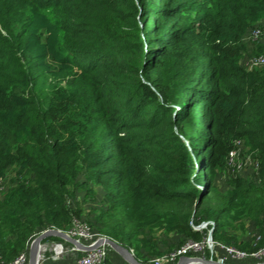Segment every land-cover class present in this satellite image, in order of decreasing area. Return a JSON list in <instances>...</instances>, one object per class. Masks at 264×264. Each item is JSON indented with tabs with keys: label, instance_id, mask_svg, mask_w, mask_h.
Here are the masks:
<instances>
[{
	"label": "trees",
	"instance_id": "trees-1",
	"mask_svg": "<svg viewBox=\"0 0 264 264\" xmlns=\"http://www.w3.org/2000/svg\"><path fill=\"white\" fill-rule=\"evenodd\" d=\"M41 11L78 69L67 88L45 87L47 46L34 30ZM261 13L264 0H0V179L12 165L33 174L0 198L1 260L27 250L42 215L67 228L80 175L108 203L97 232L142 263L161 254L164 234L200 240L191 223L206 220L213 240L227 243L229 218L252 220L260 240L234 246L260 248L264 67L246 70L239 58ZM237 140L252 146L260 184L230 174L231 188L214 194L213 176L228 172Z\"/></svg>",
	"mask_w": 264,
	"mask_h": 264
},
{
	"label": "rangeland",
	"instance_id": "rangeland-1",
	"mask_svg": "<svg viewBox=\"0 0 264 264\" xmlns=\"http://www.w3.org/2000/svg\"><path fill=\"white\" fill-rule=\"evenodd\" d=\"M38 15L39 16H37V27L35 26L34 30L37 32L40 44L43 46H47L43 62L44 70L47 75V84L45 85V87L48 90L51 87L67 88L69 83L73 82L78 72V69L77 67L73 66L71 59L67 55H65L66 53L62 52L61 54L58 50V37L54 31L55 26L53 24V18L51 13H49V11H41ZM35 20L36 18L34 19V21ZM255 27L261 28L264 31V13H261L258 17H256L254 22L246 28L242 38L248 35L250 30ZM242 38L241 40L244 48L240 53L239 65L242 68L248 70L246 65L247 60L252 56L262 54L264 52V34L261 37V40L258 41H246ZM52 43L54 44V48L53 46H51ZM63 58L64 60H62ZM27 90L28 87L24 84L14 89L13 97H15V100L18 103H21L26 97ZM25 133V131L22 132V136H25ZM240 142V144L234 143V149L238 148L237 150L239 154L234 158V162L230 164L228 172H217L213 176L212 184L217 186L216 191H214V194H225V192L229 188H231V186L228 184L230 174L233 176L238 175L259 186V161L253 155V148L250 143L246 140H242ZM32 177L33 174L29 171L21 170L15 165L10 166L5 176L0 179V198L4 197L5 194L11 188L15 187L18 182L28 180L30 181L32 180ZM79 180L81 183H84L85 186H82L75 193L73 199L70 200L67 205L73 210L74 218L76 220H81L83 222H87L89 225H93L94 227L91 226L93 228V231L97 232L95 225L96 222L94 220L95 216L97 215L100 209H106L108 207V203L105 201L104 198V190L101 186H97L91 182H87L86 178L82 175H80ZM41 213L43 214L44 212L42 211ZM41 217L42 225H40L36 229V231L28 238L26 242L27 252L34 237L38 236L42 232H45L46 230L56 228H52V226L48 223V220L45 218L44 215H42ZM262 218H264V213L262 214ZM227 224L229 226L226 228V230L229 234H232L233 240H231L230 243L225 242V240L221 241L225 244L234 246L236 242H240L242 240L246 242H251L252 245H254L256 243V239L261 237L262 231L250 219L243 218V222H237L234 221L232 218H229V220H227ZM72 227L73 222L71 220L69 221L67 228L62 231H69ZM4 228L8 227L4 226ZM152 229H155L153 235L156 237H158L159 234L162 233L161 230H157V226ZM159 239V241L161 242V254L149 257L147 256L146 258L151 260L156 257L164 256L178 249L185 241L184 238L182 239L181 236H166L165 234L163 237L159 236ZM40 243L45 244V249L39 251L38 254V256L41 257L38 260L40 264H76V256H78V254L80 253L76 254L75 251H69L72 248V245L68 242L65 243V240L61 237L48 236L46 238H43ZM53 244L55 245V247L52 246ZM131 253L133 254V251H131ZM110 261L115 264H127V262H125L114 250H111ZM28 262L29 259L27 257V259L25 260V264H28ZM105 262L103 264H105ZM143 263L151 264L150 261Z\"/></svg>",
	"mask_w": 264,
	"mask_h": 264
},
{
	"label": "built area",
	"instance_id": "built-area-1",
	"mask_svg": "<svg viewBox=\"0 0 264 264\" xmlns=\"http://www.w3.org/2000/svg\"><path fill=\"white\" fill-rule=\"evenodd\" d=\"M263 34L264 31L261 28L255 27L250 30L248 35H246L243 40L258 41L261 40ZM246 65L248 70L264 67V52L262 54L250 57L247 60ZM240 143L241 142L238 140L235 141V144ZM237 149L238 148L229 152V164L233 163L235 160L234 158L239 154ZM69 201L70 200H67L66 204H68ZM71 220L73 222V227L69 231L64 232L71 238L76 239L78 242L86 246H92L99 238L106 237L99 234L98 232H94L91 225H89L87 222L76 220L75 218H72ZM191 227L194 231L202 234V238L200 240L186 239L178 249L164 256L153 258L150 260V263L175 264L181 257L198 258L200 260L211 259L219 263L232 264L264 263V243L257 250L253 252H247L240 250L233 245L213 240L212 230L214 227V222L211 220L202 221L198 225H193L191 223ZM259 240L260 237L256 239V242ZM71 245L73 251H75L76 254L80 253L78 256H76V264H103L109 258V256H111V250H113L107 244H102L92 250H83L73 244ZM27 257L28 254L26 250L20 253L9 263H4L0 257V264H25ZM193 262H195V264L199 263L197 260H194Z\"/></svg>",
	"mask_w": 264,
	"mask_h": 264
},
{
	"label": "water",
	"instance_id": "water-1",
	"mask_svg": "<svg viewBox=\"0 0 264 264\" xmlns=\"http://www.w3.org/2000/svg\"><path fill=\"white\" fill-rule=\"evenodd\" d=\"M48 236H59L65 241H67L70 244H73L77 246L80 249L83 250H92L102 244H107L109 245L127 264H144L141 261L137 260L134 255L131 253L130 250L126 249L123 247L121 244L118 242L112 240L109 237H101L99 238L92 246H86L80 242H78L76 239L71 238L69 235H67L64 231L60 229H51V230H46L45 232L40 233L38 236L34 237L29 249H28V259L29 262L28 264H35L32 259V251L34 247L39 244V242ZM197 260L199 263L198 264H232V263H219L217 261L208 259V260H200L198 258H190V257H181L177 260L175 264H195L193 262L194 260ZM255 264H264V263H255Z\"/></svg>",
	"mask_w": 264,
	"mask_h": 264
},
{
	"label": "bare ground",
	"instance_id": "bare-ground-1",
	"mask_svg": "<svg viewBox=\"0 0 264 264\" xmlns=\"http://www.w3.org/2000/svg\"><path fill=\"white\" fill-rule=\"evenodd\" d=\"M65 242H66V241H65ZM39 243H40V242H39ZM52 246L55 247L54 244H53ZM69 251L73 252V249L71 248ZM38 254H39V244H37V245L34 247L33 251H32V259H33V262H34L35 264H40V263L38 262V260H39L41 257L38 256ZM74 254H75V253H74Z\"/></svg>",
	"mask_w": 264,
	"mask_h": 264
},
{
	"label": "crops",
	"instance_id": "crops-1",
	"mask_svg": "<svg viewBox=\"0 0 264 264\" xmlns=\"http://www.w3.org/2000/svg\"><path fill=\"white\" fill-rule=\"evenodd\" d=\"M229 235H230V236H232V234H231V233H230ZM240 242H243V243H248V244L252 245V243H251V242H246V241H242V240H241ZM159 250H161V248H159Z\"/></svg>",
	"mask_w": 264,
	"mask_h": 264
}]
</instances>
